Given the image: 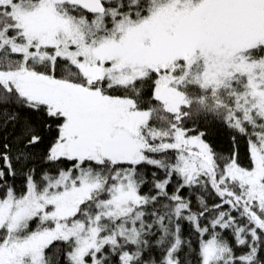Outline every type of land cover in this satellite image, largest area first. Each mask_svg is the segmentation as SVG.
<instances>
[{
  "label": "snow or ice",
  "instance_id": "obj_1",
  "mask_svg": "<svg viewBox=\"0 0 264 264\" xmlns=\"http://www.w3.org/2000/svg\"><path fill=\"white\" fill-rule=\"evenodd\" d=\"M0 264H264V0H0Z\"/></svg>",
  "mask_w": 264,
  "mask_h": 264
}]
</instances>
